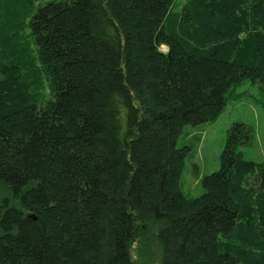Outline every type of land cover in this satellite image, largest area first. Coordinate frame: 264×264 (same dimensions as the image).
Returning <instances> with one entry per match:
<instances>
[{
  "label": "trees",
  "instance_id": "1",
  "mask_svg": "<svg viewBox=\"0 0 264 264\" xmlns=\"http://www.w3.org/2000/svg\"><path fill=\"white\" fill-rule=\"evenodd\" d=\"M41 1L0 0V264H264L251 130L197 198L178 147L264 92V0Z\"/></svg>",
  "mask_w": 264,
  "mask_h": 264
},
{
  "label": "rangeland",
  "instance_id": "2",
  "mask_svg": "<svg viewBox=\"0 0 264 264\" xmlns=\"http://www.w3.org/2000/svg\"><path fill=\"white\" fill-rule=\"evenodd\" d=\"M50 1L68 3L71 0H42L40 5ZM183 1L176 0L174 10L180 9ZM136 29L132 28L135 32ZM161 50L167 51V48L163 46ZM237 124H244L252 133L251 140L238 147L244 160L264 163V92L260 83L243 81L232 90L226 107L215 120L183 128L178 147L186 151L180 180L181 191L186 197L197 198L205 193L202 180L220 170L228 134ZM134 259L138 260L136 254ZM147 260L152 261L153 257L142 255L139 262L145 264Z\"/></svg>",
  "mask_w": 264,
  "mask_h": 264
}]
</instances>
